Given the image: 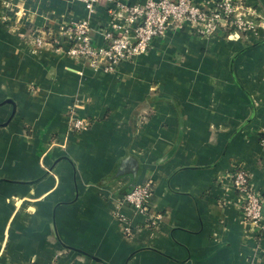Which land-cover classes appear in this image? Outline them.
Segmentation results:
<instances>
[{
    "label": "crops",
    "instance_id": "obj_1",
    "mask_svg": "<svg viewBox=\"0 0 264 264\" xmlns=\"http://www.w3.org/2000/svg\"><path fill=\"white\" fill-rule=\"evenodd\" d=\"M114 1L88 14L84 0H0V264H264L219 183L241 163L264 195V0H242L241 33L167 28L106 71L59 32L87 18L101 47ZM145 181L149 221L123 207L127 237L115 198Z\"/></svg>",
    "mask_w": 264,
    "mask_h": 264
},
{
    "label": "built area",
    "instance_id": "obj_2",
    "mask_svg": "<svg viewBox=\"0 0 264 264\" xmlns=\"http://www.w3.org/2000/svg\"><path fill=\"white\" fill-rule=\"evenodd\" d=\"M97 1L84 0L88 14L93 12ZM241 4L242 0H207V4H198L194 0H145L142 3L115 0L109 9V21L103 27L104 44L101 47H96L91 41L87 18L64 24L59 34L69 43L67 53L88 60L92 65H96L99 58L103 57L104 70L111 71L121 61L145 53L150 48L152 39L163 34L167 28H192L203 36L215 31H221L225 36L243 32L246 24L235 15ZM33 36L37 44L49 40L57 50L60 48L58 39L52 32L47 33L45 40L38 34ZM68 116L72 131H82L90 124L76 116L73 110L68 112ZM259 143L264 148V131L259 136ZM219 183L227 184L236 192L244 226L253 232L257 242L262 241L264 195L254 187L250 173L243 164L234 163L220 177ZM152 191V182L145 181L115 198L114 216L120 222L125 236H132L138 226L131 225L123 207L129 206L136 212H142L149 221L148 200Z\"/></svg>",
    "mask_w": 264,
    "mask_h": 264
},
{
    "label": "water",
    "instance_id": "obj_3",
    "mask_svg": "<svg viewBox=\"0 0 264 264\" xmlns=\"http://www.w3.org/2000/svg\"><path fill=\"white\" fill-rule=\"evenodd\" d=\"M252 115V114H251ZM251 115L245 120V122H244V124H246L247 122H249L250 121V119H251ZM243 124V125H244ZM240 129V127L236 130V131H238ZM234 133H236V132H234ZM135 186V184H132L131 185V187H129L128 189H126V190H123L122 192L121 191H119L118 192V195H122V194H124V193H126L127 191H129V190H131L133 187ZM264 205V204H263ZM263 207H262V214H263ZM72 249H74V250H76V251H78V252H83V251H81V250H79V249H77V248H74V247H71ZM84 253V252H83ZM91 257H93V256H91ZM93 258H95V257H93Z\"/></svg>",
    "mask_w": 264,
    "mask_h": 264
}]
</instances>
